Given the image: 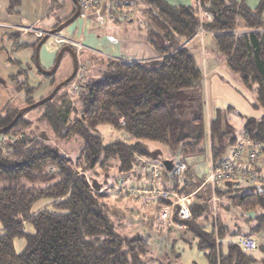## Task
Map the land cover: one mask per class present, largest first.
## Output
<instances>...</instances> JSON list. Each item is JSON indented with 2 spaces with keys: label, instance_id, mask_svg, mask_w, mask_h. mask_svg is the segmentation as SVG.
<instances>
[{
  "label": "trees",
  "instance_id": "1",
  "mask_svg": "<svg viewBox=\"0 0 264 264\" xmlns=\"http://www.w3.org/2000/svg\"><path fill=\"white\" fill-rule=\"evenodd\" d=\"M7 1L8 12L20 3ZM198 1L201 12L209 14L210 20L199 15L193 2L104 0V12L115 23H120L116 15L123 8L137 4L143 7L146 37L155 57L125 62L93 55L99 60L91 70L95 74L88 73L89 70V75L83 77L76 74L42 105L43 111L36 121L43 129H37L25 118L30 112L27 111L9 131L0 134V264L160 263L151 256L146 240L138 232L120 227V219L116 223L109 211V195L100 192V185L88 177L96 175L99 168L107 179L120 181L126 177L128 183L136 185L133 182L142 177L147 182L148 175L138 166V157L155 163L153 160L160 152L148 144L168 146L171 150L181 146L177 160L184 163L187 156L204 152L205 141L216 161L233 148L238 137L227 119L233 108L216 110L207 119L204 130L203 75L189 49L198 39L199 27L212 38L215 53L240 88L252 96V106L262 112L259 117L244 118L241 131L260 146L257 168L264 165V0L254 10L234 0ZM59 5L56 9L63 8L64 3ZM74 11L73 7L54 28ZM77 77L80 94L73 103L71 96L61 90ZM24 81L17 84V90L23 91L26 107L33 104L39 87ZM54 84L53 80L49 82L46 96ZM19 111L4 107L0 112V130ZM108 130L116 138L104 141ZM71 142L81 146L75 163L57 146ZM110 160L114 161V174L106 166ZM163 176L167 177L164 169ZM187 181L186 177V185ZM200 190L209 198L201 204L192 201L191 218L184 222L183 231L193 237L207 264H264V242L256 251L259 259L254 257L255 252L242 253L234 242L239 237L264 240V188L225 182L223 189L216 190L219 202L215 215L208 187ZM183 193H187L186 186ZM41 202L44 204L33 211ZM146 203L143 202L145 207ZM233 208L241 217L231 231L225 218ZM148 220L145 224L151 229H173ZM207 223H211L210 229L206 228ZM16 241L23 244L20 251L15 248Z\"/></svg>",
  "mask_w": 264,
  "mask_h": 264
},
{
  "label": "rangeland",
  "instance_id": "2",
  "mask_svg": "<svg viewBox=\"0 0 264 264\" xmlns=\"http://www.w3.org/2000/svg\"><path fill=\"white\" fill-rule=\"evenodd\" d=\"M38 1L41 2L42 4L41 8L43 9H40V13L42 14L43 10L47 6V0H43V1L38 0ZM190 1L192 3L193 0ZM23 2H24L25 11H28L27 8H29L30 6L28 1L23 0ZM31 2H33V0H31ZM59 3L60 1L58 2L57 0V3L55 4V8L61 7ZM102 4L104 5V3ZM69 13L70 11L69 12L65 11L63 12L62 15L60 12L59 21H62L64 17H67L69 15ZM127 13L133 14L134 17L133 25L127 23V21L123 19L122 21H120L121 24H113L112 21L107 16V18L105 19L106 24L103 27H99V28L101 31L106 29L109 31L108 38L111 39L113 42L117 43V49H120L121 53L129 52L133 59L139 58L142 55L148 57L149 53L148 51H146V48L144 46L146 41L143 43L139 41V37L140 36L141 38L142 36L144 37V33L146 31V28L141 26V24L144 25L146 24V17L144 16V14L146 13L144 12V9L141 5H136L134 8H129ZM31 15H33V12H31ZM135 18L137 19L136 21ZM89 19L91 18H87L83 20L87 21ZM33 26L40 27L38 22L36 24L34 23V25H30V27ZM18 30H22V29L18 28ZM44 32L48 33L47 31ZM24 34H29V32H24ZM55 35L63 36L62 32L54 34L53 36ZM201 35H203L202 36L203 49L201 48V44L199 43L200 42L199 38L201 37ZM199 38H198L199 49L197 51L191 47H189V49L192 55L194 56V60L197 67L200 68L203 75L201 80V87H202V108H203L202 110H203V118H204V130L207 119H211L216 110H225L226 108L231 107L233 108V111L227 115V119L231 123V125H233L235 128V136H238L241 131L240 127L243 119L247 117H259L262 114V112L261 110L254 108V106H252V102H254L252 96L240 88L236 79L229 73L227 68L224 66L222 59L217 56L214 50V42L212 38L209 37L208 35H204L202 32H200ZM39 41H37L36 45L39 43ZM74 41L82 45L80 39H75ZM50 42L53 43L52 40H50ZM84 45L88 49H85L83 45L79 47V49L73 48L69 45L62 46V47L64 46L70 47L76 53L77 67L79 68V71L77 70V75L80 74V77L81 76L83 77L85 74L89 75L88 73L95 74V71H91V70L95 65V63H97L99 60L97 61V59H94L92 57L93 55L99 56V58H102L103 60L105 59L101 57L100 54L96 53V51H94L92 47L89 46V44H84ZM29 55H30V51L26 52L18 48H15L14 51L10 54V57L12 59L17 60V63L14 62L13 65L14 67L17 66V64H22V65L17 69V72L16 70L13 72L15 73L14 76H16L15 81L8 79L6 86L0 85V112L6 106L16 109L17 108L22 109L25 107L24 93L23 91L17 90V86H18L17 84L21 82H25L24 80H26L27 83L31 86L39 87L36 95L32 99L34 104V102H37L40 99H42V97L46 96L47 92L49 91V87H47V85L51 80H53L54 83L57 85L72 73L71 58L67 54L63 56L56 73L48 77L36 74L34 72L35 66L32 61V57H30ZM49 58L50 56L46 54L44 51H41L40 49L39 64L43 69L46 66L44 64L42 65V62H46L47 60H49ZM53 60H55L54 57L52 59V63H54ZM211 66L214 68L213 70H211ZM87 70H89L88 73H86ZM80 77H77V79L75 78L76 81H74L72 84H76L78 86L80 82ZM72 84L68 85L61 91L69 94L71 96L72 102L75 103V100L77 99V95L80 94V90L78 91L76 90L75 92H73ZM42 111H43V107L41 106L33 110H30V112H28L25 115V118L31 120L33 126L37 127V129H43L42 124H37L36 121L37 117L42 113ZM114 136L115 134L110 133L108 130L104 135V141L107 139H113ZM57 146L65 156H67L72 162L75 163L78 156V152L81 149L79 143L71 142L70 144L65 146L64 145H57ZM148 146L150 148L160 149L159 154L153 160L155 164H157L160 167V169L163 168V167L161 168L162 166L161 163L163 160L172 159V161H178L177 155H179L181 146H179V148L176 150H171V148L168 146L163 147L156 144H148ZM138 158H139L138 160V166H139L140 161H142L143 158L142 157H138ZM184 160L190 166V168H192V172H194L195 177L202 180L206 176L208 171L207 142L206 141L204 142V152H199L195 155L187 156L186 158H184ZM145 162H151V161H145ZM106 166L108 169H110L111 174H114V161L110 160ZM88 178H92L93 180H95L97 184L100 185L101 188L99 190L100 192H104V193L106 192L107 195H109L107 199V203H108L109 211L111 213V217L114 218L116 223H118V220L120 219L119 221L122 222L120 227L123 228V226L124 227L126 226L128 227V229L131 230L132 233L138 232V236L146 240L150 254L154 259L159 261L161 264H207L204 254L197 249L195 240L188 232L183 230H177L174 228L172 230L168 229L161 231L160 229L155 227H154L155 229L152 228L153 230L149 231V229L146 228V224H145L146 221L143 220L141 224L139 222L140 217L138 218V215L131 213L130 209L133 207L132 205H140L141 208L145 209V206L143 204L144 201L148 203V204L146 203V207H148L146 209L154 208L153 201L155 198L153 196L144 194L141 195V197H136V196L131 197L129 195L119 193L118 191L115 192L114 185H116L118 182L124 181L125 183H127V186H130L128 183L130 181L126 177H121L120 181H114L113 178L107 179L104 172L99 168L96 169V175H91V177ZM90 180L91 179H89V181ZM106 181L107 183H105ZM158 182H160V180ZM185 186L187 192H191L192 189H194V186L191 185H185ZM207 198H209L208 195L204 196V202L208 200ZM193 201H195V199ZM42 204L44 203L41 202L40 204L34 206L33 211L39 208L40 205ZM156 212H157L156 209L152 212L150 216L151 219L156 220L155 218ZM115 213L120 214V215L117 214L118 218L114 216ZM222 213L223 212L221 211L220 214L223 215ZM239 217H241L239 212L234 208L232 214L226 216L225 222L229 226L231 231L234 230L233 223H235V221L240 222ZM212 220L214 219L212 218ZM141 225H143V227ZM210 227H211V223H207L206 228L210 229ZM22 245L23 244L21 241H16L15 242L16 250L20 251L22 249ZM254 257L256 259H259L260 254L258 252H255Z\"/></svg>",
  "mask_w": 264,
  "mask_h": 264
},
{
  "label": "built area",
  "instance_id": "3",
  "mask_svg": "<svg viewBox=\"0 0 264 264\" xmlns=\"http://www.w3.org/2000/svg\"><path fill=\"white\" fill-rule=\"evenodd\" d=\"M79 7V17L81 19L93 18L96 23L103 25L107 18V13L104 12V0H76ZM193 3L199 8V1L193 0ZM199 15L210 20L211 16L201 12L198 9ZM23 33L30 32L37 39H41L47 33L36 27L28 26L26 29L21 28ZM38 29V30H37ZM200 32L204 33L201 27L198 28L197 38ZM264 32V30H262ZM202 36L200 39L201 48L203 49ZM53 44L61 47L69 45L79 49L81 44L74 40L64 38L60 35L49 37ZM77 85L72 84L73 92L77 90ZM1 145V143H0ZM261 160L260 146L253 144L245 135H242L233 148L230 149L225 156L213 160L210 149L208 153V173L204 181L194 192L183 193L186 185L187 165L183 161L172 162V169L167 173V180L163 176V169L151 162L140 161L141 171L146 172L147 182L138 185L127 186L124 181L114 185V191L131 197H141V195H151L155 199L153 207L156 209V222L158 224L171 227L177 230H185L184 222L190 220L191 212L190 205L194 200V195L199 192L204 186L210 191V203L213 208V213H216V203L219 198L216 196V190L223 189V185L227 181L242 182L248 187L264 188V171L258 169ZM263 164H261L262 166ZM162 168V167H161ZM160 180V182H158ZM159 202V203H158ZM161 202V204H160ZM215 219V218H213ZM240 251L245 254L254 253L257 251L260 242L264 240H256L250 237H239L234 241Z\"/></svg>",
  "mask_w": 264,
  "mask_h": 264
},
{
  "label": "crops",
  "instance_id": "4",
  "mask_svg": "<svg viewBox=\"0 0 264 264\" xmlns=\"http://www.w3.org/2000/svg\"><path fill=\"white\" fill-rule=\"evenodd\" d=\"M29 3V8L28 11H25L24 8V2L23 0H19V6L14 9V11H9L8 12V1L7 0H0V85L1 86H6V83L8 82V79L15 81L16 76L15 73H13L15 70L17 72V69L22 65V64H17V66H13L14 62L17 63V60L12 59L10 57V54L14 51L15 48L18 46H23L19 49H22L26 52L30 51V57H32V61L35 66V60H34V53H35V46L37 41H39L32 33L29 32V34H24L22 31L18 30L21 28H27L30 25H34L37 22L39 23L40 27H36L41 29L42 31H51L54 28L55 24L59 21L60 17V12L63 15V12H71L73 10L74 5L72 4L71 0H58L62 3H64V7L60 9L55 8V1L56 0H47V6L43 10L42 14L40 13V9L42 4L38 0H27ZM43 1V0H42ZM176 1V0H173ZM186 4L191 3L190 0H180ZM236 2H243L245 5L250 9L254 10L257 5L259 4L260 0H234ZM139 5V4H137ZM135 7V6H134ZM134 7H127L123 8L120 13L116 15L117 21L120 22L123 20L127 21V23L133 25L134 17L133 14L127 13L129 8H134ZM75 9V7H74ZM32 10V11H31ZM52 10V11H51ZM31 12H33V15H31ZM50 12H52L50 14ZM70 14V13H69ZM35 16V17H34ZM146 17V15L144 14ZM133 17V19H132ZM127 20H126V19ZM113 24H121L120 23H115L114 18L111 19L109 18ZM262 19L264 21V12L262 14ZM137 19L135 18V21ZM42 24V25H41ZM106 24L101 26L98 23L95 22V20L89 19L87 21L81 19L78 17L73 23H71L69 26L64 28L62 31V34L64 38H68L71 40L75 39H80L82 42V45L84 46L85 49H88L84 44H89L90 47L96 53L100 54L101 57L105 59H117L125 62H132V61H145L149 60L155 57L156 53L155 51L151 48L148 39L146 37V31L144 33V37L141 36L139 37L140 42H145L144 46L146 48V51H148L149 56L145 57L144 55L140 56L139 58H132L130 53L123 52L121 53L120 49H117V43L113 42L111 39H109V31L106 30H100L99 27H103ZM141 26L145 27L144 24H141ZM17 31V32H15ZM20 32V33H19ZM19 34V37H16L15 34ZM209 36V35H208ZM210 37V36H209ZM144 38V40H143ZM146 38V39H145ZM198 39L194 41V44L191 43V48L195 49L196 51L199 49L198 44H197ZM88 46V47H89ZM62 48L56 45H53V43L50 42L49 38L48 40L41 46V51H44L46 54L50 56L49 60L46 62H42V65L44 64L46 67H44V70H50L51 66L53 65L52 59L53 57L55 58L58 51ZM84 49V50H85ZM40 51V50H39ZM146 54V53H145ZM65 54H63L64 56ZM62 56V58H63ZM220 57L219 55H217ZM62 60V59H61ZM54 62V60H53ZM222 62L225 66V62L222 59ZM226 67V66H225ZM15 68V69H14ZM13 69V70H12ZM214 68L211 66V70ZM228 70V69H227ZM34 72L36 74L41 75L35 66ZM230 73V72H229ZM231 74V73H230ZM49 87V84L47 85ZM242 128V123L240 130ZM242 136V131H240L239 135L237 136L238 139L239 137ZM209 151V148L207 147V153ZM259 169L261 171H264V165L260 166ZM208 173V171H207ZM190 175V176H189ZM207 175V174H206ZM206 177V176H205ZM205 177L201 180L197 177H195L194 172H192V168L188 165V174H187V185L194 186V189H192L191 192H194L199 185L204 181ZM167 180V178H165ZM134 184H141V183H146L144 179H139L136 182H133ZM201 191V190H200ZM199 191V192H200ZM204 191L202 193H196L195 196V201L199 204L204 203ZM133 207L130 209L131 213L138 215L139 222L143 220H148L151 219L150 216L152 212L155 210L154 208L151 209H146L148 207L141 208L140 205H132ZM149 210V212H148ZM120 215V214H119ZM149 221V220H148ZM140 222V223H141ZM142 224V223H141ZM143 227V225H141ZM146 228L150 230H153L146 224ZM159 229V228H158ZM163 231V230H161ZM1 232V228H0Z\"/></svg>",
  "mask_w": 264,
  "mask_h": 264
},
{
  "label": "water",
  "instance_id": "5",
  "mask_svg": "<svg viewBox=\"0 0 264 264\" xmlns=\"http://www.w3.org/2000/svg\"><path fill=\"white\" fill-rule=\"evenodd\" d=\"M71 1H72L73 5L75 7V11H74L73 15L69 19H67L65 22L60 24L57 28L49 31L39 41V43L35 46L34 60H35V66H36L37 71L41 75L48 77V76H52V75H54L56 73V71H57V69H58V67L60 65L62 56H63V54L66 53L71 58L72 73L66 79H64L62 82L58 83L48 96H46L42 100H39L38 102H35L32 105H29V106H26V107L20 109V111L17 113V115L15 116L13 121L6 128L0 130V134H3L5 132L9 131L15 125L16 121L21 117V115L23 113H25L27 111H30V110H33V109H35L37 107H40V106L44 105L46 102H48L51 99H53V97L58 93V91L61 88H63L64 86H66L67 84H69L74 79V77L76 76V74H77L76 53L74 52V50L72 48L67 47V46L62 47L58 51V53H57V55L55 57L54 63H53V65H52L50 70H44L39 64V50H40L41 46L48 40V38L50 36H53L54 34L59 33L60 31H62L67 26H69L71 23H73L79 17L80 7H79V5H78L76 0H71ZM161 164H162V167L164 168V170L167 173H169L171 171V169H172V161L163 160Z\"/></svg>",
  "mask_w": 264,
  "mask_h": 264
},
{
  "label": "flooded vegetation",
  "instance_id": "6",
  "mask_svg": "<svg viewBox=\"0 0 264 264\" xmlns=\"http://www.w3.org/2000/svg\"><path fill=\"white\" fill-rule=\"evenodd\" d=\"M77 70H78V68H77Z\"/></svg>",
  "mask_w": 264,
  "mask_h": 264
}]
</instances>
